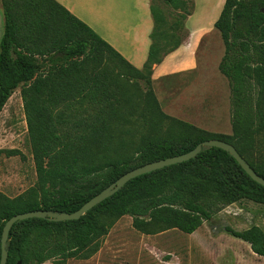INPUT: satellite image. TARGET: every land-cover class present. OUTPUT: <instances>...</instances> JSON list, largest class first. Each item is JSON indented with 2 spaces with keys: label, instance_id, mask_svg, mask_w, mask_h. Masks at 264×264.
I'll return each instance as SVG.
<instances>
[{
  "label": "trees",
  "instance_id": "1",
  "mask_svg": "<svg viewBox=\"0 0 264 264\" xmlns=\"http://www.w3.org/2000/svg\"><path fill=\"white\" fill-rule=\"evenodd\" d=\"M163 1L172 12L167 15L151 0V42L146 61L136 68L56 0H0V113L20 88L36 173L35 184L26 191L14 197L0 192V238L4 222L14 214L73 212L125 172L185 153L204 140L232 144L264 177L254 156L264 141V0H225L214 23L224 44L218 69L230 88L231 135L201 130L160 109L152 88L153 66L183 42L184 21L194 8L193 0ZM107 63L119 66L118 75L141 80L143 94L135 95L127 85L119 87L108 75ZM144 99L152 101L155 112H144ZM135 116L154 126H185L196 136L186 140L182 135L141 133L129 150L117 144V130H126ZM241 199L264 204V187L228 152L209 147L187 161L130 179L78 219L15 222L8 235L6 264L88 258L112 220L124 215L145 234L164 228L191 234L211 218L215 203ZM223 231L264 257L260 226L236 230L225 225Z\"/></svg>",
  "mask_w": 264,
  "mask_h": 264
},
{
  "label": "rangeland",
  "instance_id": "2",
  "mask_svg": "<svg viewBox=\"0 0 264 264\" xmlns=\"http://www.w3.org/2000/svg\"><path fill=\"white\" fill-rule=\"evenodd\" d=\"M153 2L167 15L172 12L163 0ZM215 32L199 52L197 70L152 80V88L166 115L207 132L231 135L230 88L218 69L224 44L219 32ZM106 69L119 87L127 85L135 95L145 91L141 80L118 75V65L107 63ZM151 103L147 99L141 103L146 114L155 112ZM169 127L154 126L135 116L126 130H117V144H125L132 150L141 133L148 132L162 138L182 135L189 140L196 136V132L185 126ZM0 149L17 151L13 155L0 153V192L14 197L36 182L20 88L12 93L0 113ZM254 156L264 169V141L261 140ZM211 210V218L191 234L175 228L145 234L132 227L129 215L120 216L112 220L107 233L99 239L97 250L88 258L68 259L63 263L50 259L42 264H264V257L253 253L248 243L223 231L225 225L236 230L251 225L264 229V204L241 199L228 205L215 203Z\"/></svg>",
  "mask_w": 264,
  "mask_h": 264
},
{
  "label": "crops",
  "instance_id": "3",
  "mask_svg": "<svg viewBox=\"0 0 264 264\" xmlns=\"http://www.w3.org/2000/svg\"><path fill=\"white\" fill-rule=\"evenodd\" d=\"M56 1L92 28L130 64L136 68L142 67L151 42V0ZM224 2L225 0H193V11L185 19L187 35L178 48L153 66L151 77L154 82L198 69L199 52L206 39L217 31L214 23ZM2 33L3 17L0 6V38Z\"/></svg>",
  "mask_w": 264,
  "mask_h": 264
},
{
  "label": "water",
  "instance_id": "4",
  "mask_svg": "<svg viewBox=\"0 0 264 264\" xmlns=\"http://www.w3.org/2000/svg\"><path fill=\"white\" fill-rule=\"evenodd\" d=\"M209 147H218L226 152H228L235 161L239 164V166L244 170V172L255 182L262 185L264 187V177L259 175L250 165L249 163L239 154L237 149L230 143L220 140V139H210L204 140L196 144L191 150L178 154L175 156H170L167 158L155 160L152 162L145 163L141 166H137L124 174L118 177L114 182L110 183L100 192L96 193L89 200L83 203L77 210L73 212H56L51 210H31L26 212H21L12 215L9 219L4 222L1 231L0 238V264H6L8 257V249H7V240L9 231L15 222L24 220L27 218H45L51 221H62V220H74L80 218L83 214H85L92 207L102 202L109 196L113 195L119 189H121L125 183H127L130 179L139 176L141 174L160 169L162 167L187 161L191 158H194L199 152L203 149ZM16 264H21V261H18Z\"/></svg>",
  "mask_w": 264,
  "mask_h": 264
}]
</instances>
